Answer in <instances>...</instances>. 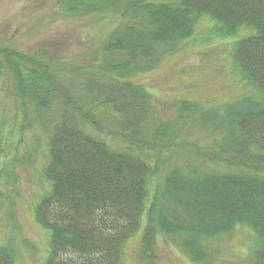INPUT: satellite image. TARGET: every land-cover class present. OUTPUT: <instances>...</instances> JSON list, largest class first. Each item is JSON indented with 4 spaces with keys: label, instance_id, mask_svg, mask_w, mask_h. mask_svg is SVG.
Here are the masks:
<instances>
[{
    "label": "trees",
    "instance_id": "trees-1",
    "mask_svg": "<svg viewBox=\"0 0 264 264\" xmlns=\"http://www.w3.org/2000/svg\"><path fill=\"white\" fill-rule=\"evenodd\" d=\"M124 1L60 0L64 13H116L125 24L112 32L103 49L107 57L103 67L110 74H125V79H107L103 74L90 78L87 90L93 110L63 87L49 64L0 48V75L3 69L12 72L22 103L27 105L28 100L37 112L47 113L56 99L62 102L43 172L51 186L35 213L50 238L42 264H122L126 243L139 233L147 211L154 210L164 232L182 233V246L197 263L210 256L200 246L201 238L226 237L233 227L247 225L258 240L228 264H264V0H128L120 6ZM205 16L217 22V30L224 35L244 26L254 30L236 43L233 57L262 98L240 104L231 101L220 108L231 139L228 147L217 149L222 155L211 159L242 170L173 168L166 177L162 201L151 202L157 174L153 149L158 141L169 139L175 124L160 123L149 139H143L142 128L151 118L150 94L124 80L152 69L159 48L177 46L195 35ZM111 55L116 59L110 60ZM195 109L184 102L180 110L194 113ZM96 110L113 114L111 119L118 123L113 133L101 131ZM5 149L0 129V170ZM182 191L188 196L186 209L190 207L195 216L186 225L170 214L178 210L179 203L174 201ZM14 253L0 246V264H15Z\"/></svg>",
    "mask_w": 264,
    "mask_h": 264
},
{
    "label": "rangeland",
    "instance_id": "rangeland-1",
    "mask_svg": "<svg viewBox=\"0 0 264 264\" xmlns=\"http://www.w3.org/2000/svg\"><path fill=\"white\" fill-rule=\"evenodd\" d=\"M62 9L60 0H0V48L13 49L49 64L63 87L93 110V97L87 90L90 78L103 74L107 79L117 76L125 79V74H110L103 67L107 40L116 28L125 24L116 13L78 16ZM217 27V22L205 16L197 24L195 35L177 46L159 48L152 69L124 80L150 94L151 118L142 128L143 139H149L160 123L175 124L169 139L158 141L153 149L157 174L151 202L162 201L166 177L173 168L194 165L212 167L211 172L242 170L234 165L220 166L211 159L220 157L222 152L217 153V149L228 147L231 139L227 121L219 115L220 108L231 101L240 104L262 98L233 57L236 43L252 36L254 30L244 26L224 35ZM114 59L111 55L110 60ZM244 95L247 96L241 98ZM21 100L12 72L3 69L0 129L6 149L0 170V246H8L15 252V264H42L49 253L50 238L35 213L51 186L43 172L62 102L56 99L49 112L42 113L36 111L32 102L27 100L26 105ZM184 102L193 104L195 112L183 113L180 109ZM95 112L101 131L113 133L117 129L118 123L110 117L112 113ZM227 150L228 156L231 151ZM187 198L186 191L177 194L174 203H179V207L173 208L178 210L170 212L174 221L185 220V225L195 217L191 208L184 205ZM156 212L147 211L139 233L126 243L122 264H228L235 255L243 256L250 251L258 240L253 228L247 225L233 227L226 237H203L200 246L210 256L197 263L186 254L182 233L164 232ZM149 226H153V231ZM202 226L200 221L198 227Z\"/></svg>",
    "mask_w": 264,
    "mask_h": 264
}]
</instances>
